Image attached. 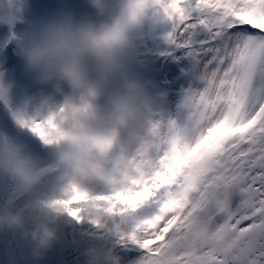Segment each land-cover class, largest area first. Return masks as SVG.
<instances>
[{
  "label": "snow or ice",
  "instance_id": "6c2138e0",
  "mask_svg": "<svg viewBox=\"0 0 264 264\" xmlns=\"http://www.w3.org/2000/svg\"><path fill=\"white\" fill-rule=\"evenodd\" d=\"M159 9L171 25L166 54L181 51L199 86L158 117L143 178L103 197L119 201L110 230L143 250L139 264H264V0ZM0 100L5 124L12 106ZM22 126L44 140L50 125Z\"/></svg>",
  "mask_w": 264,
  "mask_h": 264
},
{
  "label": "clouds",
  "instance_id": "9594fccd",
  "mask_svg": "<svg viewBox=\"0 0 264 264\" xmlns=\"http://www.w3.org/2000/svg\"><path fill=\"white\" fill-rule=\"evenodd\" d=\"M89 3L101 14L109 9V0ZM159 3L115 0L109 22L99 25L62 14L18 44L26 71L35 74L37 83L51 85L54 95L28 96L12 106L9 88L0 82V98L11 104L17 127L24 129L34 119L49 123L43 142L56 149L57 185L39 193L41 173L15 151H0V173L36 197L30 215L0 210V231H19L36 259L57 241L55 225L72 216L70 208L105 223L119 201L103 197L142 179L151 163L150 141L166 110L153 98L150 88L155 86L134 72L124 54L133 33L159 20ZM97 188L102 194H93ZM76 195L82 198L70 203ZM88 264H120V257L107 245Z\"/></svg>",
  "mask_w": 264,
  "mask_h": 264
},
{
  "label": "rangeland",
  "instance_id": "374dc122",
  "mask_svg": "<svg viewBox=\"0 0 264 264\" xmlns=\"http://www.w3.org/2000/svg\"><path fill=\"white\" fill-rule=\"evenodd\" d=\"M113 7L115 8V0H109V8ZM69 13L74 15L78 21L90 19L94 23L104 17V14L99 13L92 7L89 0H0V26L8 29L9 32L15 33L17 50L19 42L26 36L34 34L44 23L51 19H58L62 14ZM146 26L148 33L151 30L156 32L154 35L150 34L154 36L152 40L154 50L152 53H159L161 57L156 62H147L148 72L154 74L152 77L157 87V89L154 87L150 88V90L154 89L151 91L153 98L157 104L166 110L165 114L176 115L184 92L189 88L199 86L195 69L192 62L181 51L162 57L168 51V45L165 43L164 37L170 31L171 25L167 21L156 20ZM137 33V37L132 40L131 46L127 49V58L135 64H144V58L138 57L136 49V42L143 36V29L137 31ZM163 64L166 67H162ZM168 77L175 78L178 84L170 86ZM144 79L147 81L148 76H144ZM0 82L9 88L8 95L11 97L12 106L18 105L28 96L54 95L51 85L37 83L35 74L26 71L25 63L21 69L1 71ZM6 111L3 100H0V114ZM5 126L4 124L3 126L2 124L0 125V151L8 149L17 153L22 148L28 150L24 159L39 172L46 170L45 174L41 176L42 185L38 187L39 193H44L54 187V185H57L56 169L49 172L50 161L56 156V149H49L46 152L47 155L42 153L35 154V150L44 144L39 136L28 129L21 128L5 132ZM6 180L0 178L2 186L0 191V210L10 209L15 211L20 209L26 215H30L35 211L30 207L33 204V196L24 193L15 181L10 187L9 182ZM66 216L71 219V222L66 221L65 224L57 222L55 227L57 228L58 239L41 258V261L48 262L56 258L59 264H88L89 258L93 253L100 252L105 246L111 245L120 257V264H139L144 254L143 250L135 244L129 243L125 245L120 242V236L116 231L110 230L114 228L113 219L111 223L107 220L103 224H97L91 217L85 214L82 215V213L79 214V219L70 215ZM86 223L89 225L88 227L84 226ZM95 225L96 227H94ZM1 233L5 234L7 242L0 237V264H11V259H14L17 264H26L25 261L27 259L23 261L17 254H10L8 247L11 246L12 242L13 245L11 247L13 250L20 252L25 257L27 255L23 253L27 251L32 259H36L31 255L30 246L27 243H24L26 250L21 241L16 242L17 239L23 240L19 231L3 230L0 231V236ZM16 244L18 245L16 246ZM76 245L81 247V250L74 248ZM36 260L38 262H34V264L44 263L39 259Z\"/></svg>",
  "mask_w": 264,
  "mask_h": 264
},
{
  "label": "bare ground",
  "instance_id": "6f19581e",
  "mask_svg": "<svg viewBox=\"0 0 264 264\" xmlns=\"http://www.w3.org/2000/svg\"><path fill=\"white\" fill-rule=\"evenodd\" d=\"M112 9H114V7L113 8H109L108 9V11H106L105 13H104V17L102 18V20H97L95 23L97 24V25H99V24H101V23H106V22H109V20H110V16L112 15ZM91 18V17H90ZM93 18H94V16H93ZM92 18V19H93ZM168 24L170 25V23L168 22ZM146 28H147V26L146 27H144L143 28V36L141 37V38H139L138 40H137V42H136V49H137V55H138V57H140V58H144V64H135V63H133V61H131V60H128V58H127V55H128V53H127V50H126V52H125V54H124V56H125V59H126V61L129 63V65H131V66H133L134 67V69H136L137 71H140L141 73L142 72H144V75L146 74V73H148V68H147V62H156L157 61V59H159V58H161L160 57V54L159 53H157V54H153L152 53V51L154 50V45H153V37L154 36H151L150 34H155L156 32H154V31H150L149 33L147 32V30H146ZM137 35H138V33L137 32H135V33H133L132 34V40H134L136 37H137ZM149 35V36H148ZM167 53V52H166ZM164 54L162 57H166V56H168V54ZM162 67H166L165 66V64H163V66ZM133 69V70H134ZM147 76L149 77V76H151V74L150 73H148L147 74ZM146 77V76H145ZM147 79V78H146ZM168 79H170V82H169V84H170V86L173 84L174 86H176L178 83H177V80L175 79V78H170V77H168ZM151 80H153V77H152V79ZM148 81V80H147ZM146 81V83H149V82H147ZM154 90V89H153ZM153 90H150V91H153ZM56 99L57 100H60L61 99V97H59V96H56ZM10 116V115H9ZM1 125V124H0ZM4 125H6L5 127L6 128H4V131L5 132H9V131H12V130H16V129H18L19 127H17L16 125H15V123L13 122V120L11 119V116L10 117H8V122H6ZM2 126H3V124H2ZM9 130V131H8ZM49 149H53V147H51V146H47V145H45V143L43 144V145H41L39 148H37L36 150H35V154H40V153H42V154H46L47 155V153L46 152H48L49 151ZM27 153H28V150L27 149H20V151H18L17 152V154L19 155V156H21V157H25L26 155H27ZM52 160H53V158L51 159V162H52ZM53 170H55L53 167H49V172L50 171H53ZM46 171V170H45ZM45 171H42V172H40L41 173V176L43 175V174H45ZM5 177V178H4ZM0 178L1 179H7L6 181H8L9 182V186L10 187H12V185L14 184V181L10 178V177H8L6 174H3V173H1L0 174ZM56 185H54V187H55ZM54 187H51L50 189H48L47 191H45L44 193H49ZM43 193V192H42ZM93 194H102L101 192H100V190L97 188V189H93ZM35 199H36V197H32V202L34 203L35 202ZM82 215H84V213H82ZM112 219L113 218H111V219H109L108 221L111 223V221H112ZM66 221H68V222H71V219L70 218H68L67 216H65V218H63V219H61L60 221H58V223H60V224H65L66 223ZM109 223V224H110ZM87 224V223H86ZM86 224L84 225L85 227H88L89 225L87 224V226H86ZM97 224H100V222H97ZM96 224V225H97ZM96 225L94 226V227H96ZM99 226V225H98ZM95 236V235H94ZM1 239L3 238V241L5 240V242H7V239H6V236H5V234H3V233H1ZM15 237V236H14ZM14 240H15V238H14ZM18 241H21V243H22V245H23V247L25 248L26 247V245H24V243H26L24 240H19V239H17V241L16 242H18ZM13 245V242L11 243V246ZM18 244H16V246H17ZM11 246H9L8 248V250L10 251V254L11 253H15V254H17L23 261L24 260H26L25 262H26V264H34V262H38L36 259H32L31 258V256H30V254L27 252V251H24V253L23 254H25V255H27V257H25V256H22L21 255V253L20 252H18V251H16V250H13V248L11 247ZM74 248H76V249H79V250H81V247H79V246H75ZM26 249V248H25ZM27 250V249H26ZM0 255H1V253H0ZM30 257V259H28ZM14 260V259H13ZM29 260V261H28ZM40 261H41V259H39ZM17 261H19V260H17ZM41 262H44V260H42ZM14 263L15 264H17L15 261H14ZM20 264V263H19ZM43 264H59L58 262H57V260H56V258H53L52 260H50V261H48V262H44Z\"/></svg>",
  "mask_w": 264,
  "mask_h": 264
},
{
  "label": "water",
  "instance_id": "95a60500",
  "mask_svg": "<svg viewBox=\"0 0 264 264\" xmlns=\"http://www.w3.org/2000/svg\"><path fill=\"white\" fill-rule=\"evenodd\" d=\"M1 189H2V186H1V184H0V191H1Z\"/></svg>",
  "mask_w": 264,
  "mask_h": 264
}]
</instances>
